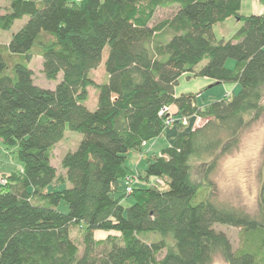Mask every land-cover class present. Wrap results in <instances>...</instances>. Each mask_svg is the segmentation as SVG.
Listing matches in <instances>:
<instances>
[{"label":"trees","instance_id":"16d2710c","mask_svg":"<svg viewBox=\"0 0 264 264\" xmlns=\"http://www.w3.org/2000/svg\"><path fill=\"white\" fill-rule=\"evenodd\" d=\"M160 8L173 13L153 24ZM241 8L242 0L0 3V29L29 16L7 44L0 42V142L22 163L1 176L0 264H211L218 254L224 264H264V179L255 213L216 202L192 180L194 159L210 170L264 117V12ZM230 17L240 27L218 40L214 26ZM35 46L46 77L62 74L54 89L34 81ZM106 47L108 80L97 83L91 72ZM184 74L211 78L212 86L236 83L238 90L202 106L197 93L176 94ZM91 86L94 110L86 105ZM172 105L198 124L151 154L144 170L131 169L130 154L144 156L147 143L171 125ZM66 128L83 138L62 159L64 177L52 151ZM120 181L135 199L127 207L116 196ZM62 201L68 212L58 209ZM82 224L80 247L71 228ZM217 224L239 229L236 248ZM97 231L115 234L98 239ZM149 233L161 237L148 240Z\"/></svg>","mask_w":264,"mask_h":264},{"label":"rangeland","instance_id":"374dc122","mask_svg":"<svg viewBox=\"0 0 264 264\" xmlns=\"http://www.w3.org/2000/svg\"><path fill=\"white\" fill-rule=\"evenodd\" d=\"M259 2V4H261V10L259 11L264 12V0ZM0 3L3 6H6L7 0H0ZM244 11L245 13H249L251 10L246 5L244 6ZM172 13V9L160 8L156 12L152 23H158L161 20L170 17ZM251 13L253 12H250L249 14ZM28 18L29 16H25L22 19L16 20L10 29H0V42L2 44H7L13 36V33L18 31ZM240 25L241 22L234 17H230L226 21L216 24L214 26L216 38L218 40L230 39ZM163 36L167 37V35ZM39 51V46H35L32 49L31 60L29 61V66L34 73V81L42 87L54 89L61 81L62 74H60L57 79H48L43 72V59L39 54ZM107 54L108 47L104 49L102 63L91 72L93 79L97 83L107 82L108 80L105 70ZM204 63L205 61L202 62V64ZM234 64L235 61L233 59H229L227 62L229 67H233ZM209 85L210 84H208V86L206 85L198 96L199 105L204 106L214 100L227 99L228 96L231 95L230 91H225L224 83L213 86ZM88 91L89 97L86 101V105L91 110H94L97 106V89L94 86H91L88 88ZM173 121L171 122L172 126L176 125L179 127L182 123L186 126H192V122L190 123L189 120H176V117H174ZM82 138V133L66 128L64 138L55 145L52 151V163L57 167L58 175L65 177V170L62 167V159L67 152L74 151L78 147ZM149 146H151V144L146 147V151L149 149ZM149 156L147 154L139 156L135 152H132L127 165L133 170H136L137 168L144 170L147 166ZM192 163V180L197 184L204 185L203 188H206V191L208 192L207 194L216 200V202L255 213L258 209V197L264 179V117H261L259 120L245 128L241 134L238 145L232 151L222 155L216 165L210 170V163L203 164L196 159H194ZM21 165L22 163L18 158L17 150L0 142V184H7V179L2 178L1 176L19 170ZM121 183L122 182L120 181L116 196H124L122 200L123 205L127 207L133 204L135 199L133 195H124ZM135 183L137 184L139 181L136 180ZM70 185L71 183L69 181L66 183L59 182L57 189H64ZM47 190L52 191L53 187H49ZM58 209L63 212L69 211V207L65 201H62L59 204ZM216 228L225 231L229 235L235 248L238 246V228L222 224H217ZM71 230V235L76 239L78 244L80 243V247H82V237L85 232L84 224H82V227L74 225ZM149 234L150 235L147 236L148 240H155L157 239L156 236L158 238L161 237L159 234H155V236L152 233ZM224 263L225 260L220 254H218L215 256L211 264Z\"/></svg>","mask_w":264,"mask_h":264},{"label":"crops","instance_id":"0c3cea01","mask_svg":"<svg viewBox=\"0 0 264 264\" xmlns=\"http://www.w3.org/2000/svg\"><path fill=\"white\" fill-rule=\"evenodd\" d=\"M256 1L257 0H242L241 13L242 14H249L250 12L262 13L263 11H259L261 10L260 9L261 4H259L260 3L259 1H262V0H258L257 2ZM246 5L251 10L249 11V13H245L244 11V6ZM191 75L192 74L190 75L184 74L180 78V83L176 87L177 95H180L181 93L192 92V93H198V96H199L206 85L208 86V84H210L209 86H212V83H214V80L211 78L200 77V76L194 77ZM224 85H225V91L226 92L230 91L231 95L238 90V84L236 83H224ZM170 112L172 114H175V117L177 118V120L178 119L179 120L183 119V121L189 120L190 123L192 122V126H186L185 124L182 123V125L179 127H177L176 125H173V126L171 125L167 127L165 132L162 135H160L159 137L155 139L150 140L147 143L146 147L149 144H151V146H149V149L147 150V153H146L148 156L153 153H160L164 147L170 145L179 135L189 130L190 128L196 126L199 122V120L195 116L185 118L184 120V118L178 114V108L175 105L170 106ZM109 234H115V232L97 231L96 238L102 239V238L107 237Z\"/></svg>","mask_w":264,"mask_h":264},{"label":"built area","instance_id":"2783aa9c","mask_svg":"<svg viewBox=\"0 0 264 264\" xmlns=\"http://www.w3.org/2000/svg\"><path fill=\"white\" fill-rule=\"evenodd\" d=\"M165 110H168V108H165ZM173 120H174V119L170 117V118H168L167 121L171 123ZM3 181H4V180H3ZM127 190L130 192V191L132 190V188H131V187H128Z\"/></svg>","mask_w":264,"mask_h":264},{"label":"water","instance_id":"95a60500","mask_svg":"<svg viewBox=\"0 0 264 264\" xmlns=\"http://www.w3.org/2000/svg\"><path fill=\"white\" fill-rule=\"evenodd\" d=\"M218 83V82H217Z\"/></svg>","mask_w":264,"mask_h":264}]
</instances>
